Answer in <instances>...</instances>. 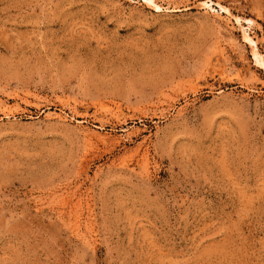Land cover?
I'll list each match as a JSON object with an SVG mask.
<instances>
[{
	"label": "rangeland",
	"instance_id": "1",
	"mask_svg": "<svg viewBox=\"0 0 264 264\" xmlns=\"http://www.w3.org/2000/svg\"><path fill=\"white\" fill-rule=\"evenodd\" d=\"M0 264H264V0H0Z\"/></svg>",
	"mask_w": 264,
	"mask_h": 264
}]
</instances>
